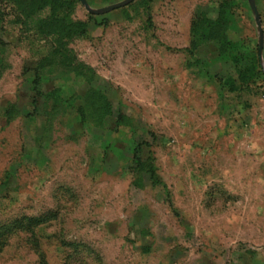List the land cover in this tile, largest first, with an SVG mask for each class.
Masks as SVG:
<instances>
[{"label":"rangeland","instance_id":"1","mask_svg":"<svg viewBox=\"0 0 264 264\" xmlns=\"http://www.w3.org/2000/svg\"><path fill=\"white\" fill-rule=\"evenodd\" d=\"M253 1L264 62V0ZM198 7L226 21L192 58ZM17 15L0 1V226L40 223L0 235V264H264V71L249 0H133L100 14L79 1L88 35L66 40L78 69L47 62L29 116L49 46ZM222 39L256 56V77L225 83L237 76ZM141 141L154 184L134 168Z\"/></svg>","mask_w":264,"mask_h":264},{"label":"trees","instance_id":"2","mask_svg":"<svg viewBox=\"0 0 264 264\" xmlns=\"http://www.w3.org/2000/svg\"><path fill=\"white\" fill-rule=\"evenodd\" d=\"M5 5H11L18 11V18L24 17L29 23L36 24V31L39 36L47 38L49 51H46V55L39 59L34 71L33 85L27 90L28 101L27 104L32 108V111L25 114H39L40 113V101L43 93L38 88L39 81L42 79V70L49 62H59L62 67L69 69L70 72L78 69L76 63H72L71 50L66 46V40L72 38L86 37L89 31V24L85 20L75 19L73 17L74 9L79 0H0ZM226 12L219 10L215 18L208 17L206 11L201 7H198L194 11L190 26V45L186 48L190 57L194 58L198 50L209 41V36L215 26L224 24L226 21ZM33 24V25H34ZM45 44V45H46ZM219 47H222L218 51L219 56L232 57L235 65V77H227L225 83L232 85L234 81H240L246 83L252 78L256 77L259 73L257 59L254 54L250 55L251 61L248 58H244L242 52L239 49V43L229 41V39H222ZM53 60V61H52ZM198 61V59H195ZM248 61V62H247ZM48 62V63H47ZM247 63V64H246ZM59 95V93H58ZM57 97V95H56ZM109 108V107H107ZM149 144L145 141L137 142L132 150L133 162L135 171H137L141 177L147 176L151 179L152 184L155 183L154 168L152 165V157L143 155V146ZM33 224L40 223L37 219H30L26 217L14 219L8 225L0 226V235L6 237L10 235V232H16L17 229L23 230L28 226V223ZM3 237V239L5 238Z\"/></svg>","mask_w":264,"mask_h":264},{"label":"water","instance_id":"3","mask_svg":"<svg viewBox=\"0 0 264 264\" xmlns=\"http://www.w3.org/2000/svg\"><path fill=\"white\" fill-rule=\"evenodd\" d=\"M79 1H80L81 5L89 13L100 14V13L107 12V11H110V10H113V9H116V8H119L121 6H124V5H126L127 3H129V2H131L133 0H121L119 2L110 4V5H107V6H104V7H100V8H93V7H91L86 0H79ZM249 3H250L251 10H252V12L254 14L256 26H257L258 33H259L258 55H259V59H260V63H261L262 69L264 71V62L261 59L262 29H261L260 20H259V14H258L257 8H256V6L254 4V1L253 0H249Z\"/></svg>","mask_w":264,"mask_h":264}]
</instances>
